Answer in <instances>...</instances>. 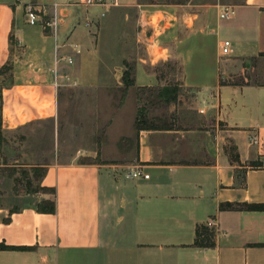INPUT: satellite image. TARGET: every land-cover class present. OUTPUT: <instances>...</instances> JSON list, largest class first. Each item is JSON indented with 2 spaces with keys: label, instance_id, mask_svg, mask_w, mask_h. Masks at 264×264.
<instances>
[{
  "label": "crops",
  "instance_id": "obj_1",
  "mask_svg": "<svg viewBox=\"0 0 264 264\" xmlns=\"http://www.w3.org/2000/svg\"><path fill=\"white\" fill-rule=\"evenodd\" d=\"M131 1L102 18L100 7L80 0H0V67L11 66L8 76H0V149L9 145L5 133L57 118L67 93L77 90H103L94 95L95 106L106 101L114 112L109 124L119 127L123 120L133 133L136 91L159 85L156 72L140 58L133 66L135 84L122 92L124 64L115 68L104 60L107 49L121 44L120 33L110 28L113 18H127ZM40 2L53 16L50 27L26 22L25 4ZM222 5L234 7L232 18L219 16ZM136 6L141 23L152 28L144 38L150 66L170 57L173 47L183 71L178 86L190 90L205 113L194 127L135 131L131 157H121L112 144L114 151L106 153L104 142L99 161L84 160L96 149L66 162L22 163L11 153L4 162L0 155V189L12 187L15 168L43 166L40 184L55 190L53 213L30 202L9 210L0 193V244L9 246L0 249V264H58L64 252L105 247L125 253L110 256L117 264H264V210L219 208L223 202L264 203V0ZM208 35L216 37L214 62L199 59L187 68L191 54H205ZM16 38L19 51L12 47ZM223 40L230 43L226 56ZM254 160L262 165L248 166ZM137 165L148 178L126 176ZM208 218L216 222L212 244L201 246L197 231Z\"/></svg>",
  "mask_w": 264,
  "mask_h": 264
},
{
  "label": "rangeland",
  "instance_id": "obj_2",
  "mask_svg": "<svg viewBox=\"0 0 264 264\" xmlns=\"http://www.w3.org/2000/svg\"><path fill=\"white\" fill-rule=\"evenodd\" d=\"M187 2L189 0H132L127 18H124L123 13H117V16L113 18V25L110 27L120 33L121 44L106 50L107 52L104 53L106 63L118 68V66H122L124 61L134 65L142 58L146 60L142 62H147L145 65L149 72H156V74L161 75L158 79L159 85L156 87L176 85L179 89L176 100L168 104L158 101L155 97V90L137 89L136 93L139 99L134 101L136 111L138 108L141 109L142 113L147 115L146 120L153 124L175 125L181 128L194 127L199 124L198 116L200 113L194 103L193 93L183 86H178L182 83L183 71L181 59L176 56L173 47H171L170 57L160 58L150 66L144 38L150 35L152 28L148 24L141 23L140 8L136 4H186ZM159 17L153 18L151 25H156ZM109 40L114 41L115 39L110 38ZM124 42L125 44H123ZM205 43V54L202 55V58L201 55L191 54L185 64L187 68L193 67V63L199 59L204 62H214V55L217 52L216 37L206 36ZM12 47L18 50V47ZM156 54L160 56L163 53L157 50ZM254 63V60H249L250 66ZM130 72L133 73V70ZM9 73L8 71L5 76H8ZM102 92L103 90H98L97 93L91 90H77L67 93L68 101L66 100L61 105V113L57 118L37 122L24 128L20 133H5L7 136L5 141L9 145L4 150L0 149L2 160L7 162L9 153H11L13 159L18 156V160L22 163L66 162L73 156L87 154L96 149L97 152L94 157L85 156L84 160L99 161L98 145L101 146L103 142L106 145V153L110 154L114 151L110 147L112 144L117 147L115 152L119 151L121 157H131L134 153V132L137 130L133 124V133L129 135L127 123H124L123 120L119 127H116L115 124H109L108 116L114 113L110 112L112 109L108 107L106 101L98 103L97 107L93 102L94 95H103ZM97 110L99 113L95 115ZM12 136L20 139L16 141ZM8 140L10 141L8 142ZM12 141L17 144H12ZM89 146L92 149L88 148ZM13 147L14 149H11ZM15 169L17 171L16 174H13L12 187L7 186L3 187V190L0 189V193H3L1 198L3 204L7 207L11 206L9 210L18 208L26 202L42 203V205L47 206L51 200V191L48 187L41 186L38 177V172H43L44 167L23 166ZM44 197H46L45 200H43ZM123 254L125 253L119 248L109 247L94 251H69L59 254L58 264H117L110 261V256Z\"/></svg>",
  "mask_w": 264,
  "mask_h": 264
},
{
  "label": "trees",
  "instance_id": "obj_3",
  "mask_svg": "<svg viewBox=\"0 0 264 264\" xmlns=\"http://www.w3.org/2000/svg\"><path fill=\"white\" fill-rule=\"evenodd\" d=\"M124 70L122 73V77H121V82H122V87H121V91L125 92L127 90L128 87L133 86L134 83V77H133V73H131L130 71L134 70L133 66L134 65H130L127 61H124ZM11 69L10 63L7 61L5 64H3L0 67V76L3 75L5 76V74ZM157 79H159L161 77V75L156 74ZM155 90V97L158 99V101L168 104L172 101H175L177 96H178V87L176 85H162V86H154V87H138V90ZM139 99V97L137 96V100ZM1 102H2V96H1V90H0V108H1ZM147 115L142 113L141 109L138 108L137 113H136V119L134 122V128L138 131L140 129H166L169 126H165V125H157V124H153L150 121L146 120ZM262 165V163L258 160H254V161H250L248 163V166H250L251 168H257L260 167ZM44 170L43 172H38V177L41 179L43 174H44ZM51 191V194H55V190L54 188H49ZM219 208L221 210H264V203H248V202H223L219 204ZM37 210L41 211V212H49V213H53L55 211V202L54 200H50L49 204L47 206H44L42 208H38ZM197 242L199 243V245L201 246H211L212 242L210 240V236L208 235V233L206 232V230L199 228V231H197ZM9 248V246L4 245V244H0V249H7Z\"/></svg>",
  "mask_w": 264,
  "mask_h": 264
},
{
  "label": "built area",
  "instance_id": "obj_4",
  "mask_svg": "<svg viewBox=\"0 0 264 264\" xmlns=\"http://www.w3.org/2000/svg\"><path fill=\"white\" fill-rule=\"evenodd\" d=\"M124 0H80L81 3H83L85 6H97L100 7L102 10L99 13L100 17H103L105 13L110 9L111 7L119 6L122 4ZM46 3L40 2L38 4H31L26 3L24 6V12L26 17V22L29 24H39L43 26L44 28L50 27L52 24V18L49 16L46 7ZM55 5V3H54ZM234 7L232 5H222L220 7L219 16L222 19H230L234 16ZM88 25V22L86 23ZM14 47H20L22 46V42L19 38L14 39L13 42ZM71 48L78 53L79 52V46L76 43L70 44ZM229 48L230 43L228 40H223L220 46V52L222 56H226L229 54ZM68 63L72 62V58H67ZM220 78L222 81H224L223 74L220 75ZM199 113L204 114L205 111L203 108H198ZM257 141V138L253 134L250 138V142L255 143ZM126 176L137 179V178H148V174L145 173L141 166H133L129 168L126 172ZM216 222L213 218H208L202 225L201 228L206 230L209 236H211L213 233V230L215 228Z\"/></svg>",
  "mask_w": 264,
  "mask_h": 264
}]
</instances>
